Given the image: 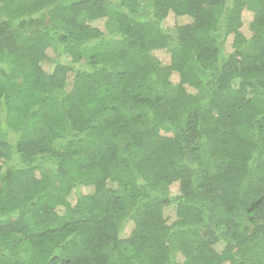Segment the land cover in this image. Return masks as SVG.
Listing matches in <instances>:
<instances>
[{
    "label": "trees",
    "instance_id": "16d2710c",
    "mask_svg": "<svg viewBox=\"0 0 264 264\" xmlns=\"http://www.w3.org/2000/svg\"><path fill=\"white\" fill-rule=\"evenodd\" d=\"M0 264H264V0H0Z\"/></svg>",
    "mask_w": 264,
    "mask_h": 264
},
{
    "label": "rangeland",
    "instance_id": "374dc122",
    "mask_svg": "<svg viewBox=\"0 0 264 264\" xmlns=\"http://www.w3.org/2000/svg\"><path fill=\"white\" fill-rule=\"evenodd\" d=\"M190 20L191 19L189 17H187V16L176 17L173 14H170L164 19L162 24H163L164 27H167V28L170 29L169 32H173L172 29H174L176 25H178V26L179 25H184L186 23H189ZM48 54H50L52 56V53L50 51L48 52ZM154 55H156L159 58V60L162 61V62H165V60H167V57H166V55L163 52L157 51V52L154 53ZM42 66L47 72H49L51 70V67H52V65L49 64V63H45ZM174 79H176V77H174ZM128 228L129 227L126 228L125 232H127L129 230Z\"/></svg>",
    "mask_w": 264,
    "mask_h": 264
}]
</instances>
